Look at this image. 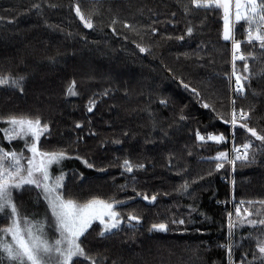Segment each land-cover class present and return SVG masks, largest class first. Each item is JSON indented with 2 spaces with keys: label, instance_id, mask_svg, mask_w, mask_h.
<instances>
[{
  "label": "trees",
  "instance_id": "1",
  "mask_svg": "<svg viewBox=\"0 0 264 264\" xmlns=\"http://www.w3.org/2000/svg\"><path fill=\"white\" fill-rule=\"evenodd\" d=\"M77 2L91 15L93 29L85 28L75 16L72 6ZM186 3L99 0V14L92 15L89 0H0V74L27 77L23 94L0 88V110L39 114L50 122L51 136L41 138L43 148L67 149L73 157L66 169L70 195L115 197L127 201L120 209L125 217L132 211L141 217L139 223L132 222L135 227L125 219L123 230L115 236L101 238L93 225L96 231L90 229L82 238L86 251L99 254L104 264H241L244 253L254 248V243L244 240L247 227L234 229L229 240L228 213L237 221L231 199L245 201L243 209L249 200L264 199V155L246 167L237 162L231 190L224 182L228 164L216 172L215 163L209 162L219 151H228L229 145L196 140L197 131L224 133L228 138L231 131L179 81L196 87L205 101L221 99L227 105L233 96L226 75L231 73V46L221 38L219 13L199 12L186 18L182 8ZM34 4L41 5L39 11ZM125 21L141 35L124 28ZM189 22L194 27L190 37L186 35ZM153 27L158 29L155 35ZM181 35L183 41L177 39ZM245 36L244 27L237 25L236 38L244 41ZM133 41L150 52L140 53ZM242 51L255 52L256 59L248 61L251 80L237 97V108L251 109L250 126L262 131L264 55L258 46L244 43ZM237 70L246 74L243 62L237 61ZM73 80L78 94L69 96L67 88ZM90 100L95 101L92 112L87 110ZM217 109L224 111L218 105ZM181 115L187 119L181 121ZM78 123L82 127L76 128ZM235 131L237 144L250 136ZM77 155L94 167L84 170L74 165ZM126 158L146 167L127 173L121 167ZM102 168L106 170L99 171ZM185 181L189 191H178ZM121 186L126 187L121 190ZM133 188L149 197L155 194L156 201H144ZM180 219L184 225L172 223ZM5 223L0 219V226ZM153 223H166L169 230L149 231ZM80 259L81 264H90ZM251 259L249 254L247 260Z\"/></svg>",
  "mask_w": 264,
  "mask_h": 264
},
{
  "label": "snow or ice",
  "instance_id": "2",
  "mask_svg": "<svg viewBox=\"0 0 264 264\" xmlns=\"http://www.w3.org/2000/svg\"><path fill=\"white\" fill-rule=\"evenodd\" d=\"M99 0H89L90 13L99 14L97 4ZM50 7H57L50 4ZM75 16L83 23L87 29H93L94 24L91 15H86L79 2L73 6ZM33 8L40 10V4H34ZM185 17L194 16L199 12L206 14L219 13L222 18L221 38L231 45V73L226 74L229 82L234 78L235 87L232 89L233 96L229 103L225 105L221 99L213 103L205 101L201 92L190 83L183 79L179 82L182 87L189 90L197 98L204 109H209L215 113L214 119L223 121L229 126L231 131V141L224 133L206 132L201 134L196 132V140L202 143L213 142L217 145L228 144L231 142V151H219L209 162L215 163V171L219 172L225 168V164L232 167L233 171L237 162L241 166H249L257 162V157L264 155V130L258 131L256 127L250 126L251 109L245 110L243 107L237 108V97L245 92V82L251 80L249 59H256L255 52L247 55L242 51V43L256 48L258 46L261 55H264V0H188L182 4ZM172 13V16H175ZM2 19V18H0ZM117 21L112 20V25ZM237 25L244 27L245 40L236 38ZM123 27L140 36L136 27L123 22ZM113 33L116 28L112 27ZM158 31L155 27L151 28V33L155 35ZM194 27L186 28V35L192 36ZM128 39L127 36L124 37ZM181 35L177 39L183 41ZM143 39V36H141ZM140 53L150 52V48L140 43H136ZM237 61L243 62V73L237 70ZM171 71V70H169ZM27 77L25 75H13L12 73L0 74V88H7L13 91L24 92V85ZM76 81L73 80L67 88V95L76 96ZM105 95L108 93L105 92ZM161 104L166 105L167 100H161ZM224 109L223 112L218 111ZM95 108V101H89L88 112ZM187 117L180 116L184 121ZM0 123L7 127H0V219L7 221L4 226H0V264H81V259L87 260L90 264H104V259L90 255L84 245L86 233L89 230L96 231L101 238L115 236L122 231V225L127 223L132 227L135 221L139 223L141 217L135 211L128 212L126 217L120 211L127 205V201L116 199L115 197L103 199L99 196L90 197L72 196L69 194L66 180L68 173L65 172L63 163L65 160L72 159L67 149L45 150L42 144V137L51 136V124L45 121L39 114L31 113L0 115ZM82 127L76 124V128ZM237 129L243 130L245 142L236 143ZM123 135L127 136L125 132ZM254 138V140L252 139ZM7 141V145L3 144ZM16 141L15 147H10ZM23 142V147H19V142ZM114 143L120 144L121 140ZM76 159H81L76 156ZM83 163L88 168L94 165L87 160ZM55 166V167H54ZM121 167L127 173H133L135 169H144L143 163L133 165L129 159H124ZM106 169H99L105 171ZM209 177L212 172L207 174ZM82 178V174H81ZM201 180L204 177H200ZM234 183V181H233ZM126 186H121V190ZM136 196H142L144 201L155 202L157 196L151 197L132 189ZM178 191L187 193L189 184L185 181ZM35 193L34 201L43 211L28 213L22 211L23 196ZM133 197H129V200ZM245 204V201H240ZM248 207L243 209L239 205L235 207L237 221H233V213H228V238L231 241L234 236V229L237 227H247L249 230L244 240L250 244L254 243V248L250 252H245L241 264H264V199L247 201ZM258 205V206H257ZM172 223L184 225L185 220H173ZM96 225V228L93 227ZM168 224L153 223L149 231L166 232ZM84 238V239H82ZM251 255L252 259L247 260ZM229 262L232 257V244L227 246ZM112 264H116L112 261Z\"/></svg>",
  "mask_w": 264,
  "mask_h": 264
},
{
  "label": "rangeland",
  "instance_id": "3",
  "mask_svg": "<svg viewBox=\"0 0 264 264\" xmlns=\"http://www.w3.org/2000/svg\"><path fill=\"white\" fill-rule=\"evenodd\" d=\"M16 112H17V111H16ZM9 114H12L11 110H8V109H5V108H3V109L0 110V115L7 116V115H9ZM2 124H3V123H2ZM3 127H7V125L3 124ZM229 134H230V132H229ZM15 142H16V141H15ZM16 144H17V143H16ZM14 147H15V146H14ZM19 147H21V148L23 147V142H22V141L19 142ZM72 159H73V158H72ZM72 159H68V160H65V161H64L63 166H64V170H65V172H66L67 167L70 166V160H72ZM77 161H78V163H77V164H74V165H76L77 167L80 166V167H82L84 170H87V169H88L87 165L83 163V160L79 159V160H77ZM54 167H55V166H54ZM34 197H35V193H32V194H30V195L25 194V195L23 196V198H22V200H23V209H22V211H27L29 214L32 213V212H35V211H40V212L43 211L42 207H39V206H37V205L35 204ZM5 222L7 223V221H5ZM6 223H5V224H6ZM3 226H4V225H3Z\"/></svg>",
  "mask_w": 264,
  "mask_h": 264
},
{
  "label": "built area",
  "instance_id": "4",
  "mask_svg": "<svg viewBox=\"0 0 264 264\" xmlns=\"http://www.w3.org/2000/svg\"><path fill=\"white\" fill-rule=\"evenodd\" d=\"M231 46V45H230ZM230 64H231V62H230ZM231 88L233 89L234 87H235V83H234V78L232 79V82H231ZM231 135H232V133L230 132V136H229V141H231ZM228 145H229V148H228V151L230 152L231 151V147H232V144H231V142H229L228 143ZM229 166V175L227 176V177H225L224 178V182L226 183V184H228L229 186H230V188H231V190H232V174H233V169H232V167L230 166V165H228ZM230 205H231V211L232 212H235V207L237 206V205H239L240 206V208H241V211H242V209H243V205L242 204H240L239 202H234V200H230Z\"/></svg>",
  "mask_w": 264,
  "mask_h": 264
}]
</instances>
